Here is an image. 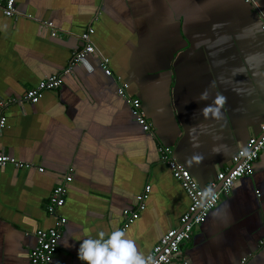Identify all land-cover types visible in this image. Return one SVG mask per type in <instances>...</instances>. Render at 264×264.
Returning a JSON list of instances; mask_svg holds the SVG:
<instances>
[{
	"label": "crops",
	"instance_id": "obj_1",
	"mask_svg": "<svg viewBox=\"0 0 264 264\" xmlns=\"http://www.w3.org/2000/svg\"><path fill=\"white\" fill-rule=\"evenodd\" d=\"M15 9L13 17L0 9V101L20 98L60 73L90 27V42L109 59L112 76L88 55L38 103L5 109L0 152L32 167L0 168V264H29L35 232L53 223L49 197L69 174L58 211L66 224L53 264H85L77 255L80 243L101 232L108 239L148 185L145 209L125 232L145 256L188 206L158 147L171 148L175 161L206 187L259 134L264 0L254 6L243 0H15ZM47 23L60 35L51 36ZM119 80L139 99L148 131L118 96ZM205 90L209 98L200 100ZM218 93L227 98L222 118L206 119L201 109ZM193 155L202 160L190 162ZM182 250L189 264L242 258L264 264V151Z\"/></svg>",
	"mask_w": 264,
	"mask_h": 264
},
{
	"label": "built area",
	"instance_id": "obj_2",
	"mask_svg": "<svg viewBox=\"0 0 264 264\" xmlns=\"http://www.w3.org/2000/svg\"><path fill=\"white\" fill-rule=\"evenodd\" d=\"M243 2L254 6V0H243ZM0 9L6 17L15 16V0H0ZM46 25L51 30V36L56 37L60 35L57 30L51 28V23H47ZM260 29L264 32V23L260 25ZM93 33L94 30L91 27L81 33L82 48L72 52L68 64L60 73L47 76L35 87L28 89L20 98L0 101V134L6 126L5 109L7 107L18 102L38 103L45 91L58 89L62 85L64 74L70 72L75 65L88 55L97 56L99 58V66L104 75L108 77L112 76L109 59L101 57L90 42ZM118 83L116 90L118 96L128 105L135 122L141 126L143 131H148L150 124L141 109L139 99L128 93V85L125 82L119 80ZM263 151L264 120L260 124L259 134L249 137L245 144L236 150L229 166L219 170L215 179L209 185L200 187L188 170L175 161L171 148L158 147L157 152L160 161L167 166L172 178L181 186L187 197L188 206L180 216L178 226L167 230L145 257L151 256L156 260L157 264H189L182 249L190 242L193 230L203 224L210 211L218 205L221 196L227 195L239 179L252 174L253 165ZM7 165L18 169L32 167L30 164L17 161L0 152V168ZM38 170L42 171L41 168ZM71 180V175H66L54 187L46 205V212L52 218L53 223L51 227L39 229L35 232V245L28 255L29 264H53V255L58 248V242L63 227L66 224V219L58 211L65 202L66 188ZM209 189H211L212 195L204 199L203 193ZM149 191L150 186H145L135 197L136 206L131 210H123V222L118 230L126 232L127 228L139 217L140 213L145 209ZM245 260L246 258H242L239 264H244Z\"/></svg>",
	"mask_w": 264,
	"mask_h": 264
},
{
	"label": "clouds",
	"instance_id": "obj_3",
	"mask_svg": "<svg viewBox=\"0 0 264 264\" xmlns=\"http://www.w3.org/2000/svg\"><path fill=\"white\" fill-rule=\"evenodd\" d=\"M209 94L207 90L200 94V100H207ZM227 102V98L222 94H217L211 104L201 109L202 115L207 118L220 120L222 118L221 109ZM194 147L198 145H193ZM202 157L193 155L191 161L199 163ZM212 195L211 189L203 193V198L207 199ZM105 233L101 232L96 239H85L80 243L78 249V259L84 261L85 264H157L156 260L151 256L145 257L138 251L136 243L132 239L126 238L123 230L113 231L108 235V239H104ZM65 247H71L68 243H64Z\"/></svg>",
	"mask_w": 264,
	"mask_h": 264
}]
</instances>
